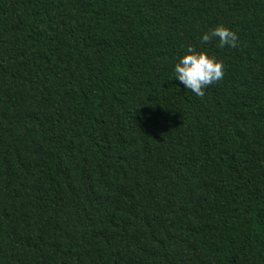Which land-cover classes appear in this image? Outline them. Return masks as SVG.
<instances>
[{
    "label": "trees",
    "instance_id": "16d2710c",
    "mask_svg": "<svg viewBox=\"0 0 264 264\" xmlns=\"http://www.w3.org/2000/svg\"><path fill=\"white\" fill-rule=\"evenodd\" d=\"M0 264H264V0H0Z\"/></svg>",
    "mask_w": 264,
    "mask_h": 264
},
{
    "label": "clouds",
    "instance_id": "9594fccd",
    "mask_svg": "<svg viewBox=\"0 0 264 264\" xmlns=\"http://www.w3.org/2000/svg\"><path fill=\"white\" fill-rule=\"evenodd\" d=\"M199 40L202 45L216 40L219 48H224L226 45L235 47L237 35L224 24H218L209 31L203 32ZM173 72L174 78L185 89L197 97H203L207 86L224 78V64L207 51H197L193 46H189L187 52L175 63Z\"/></svg>",
    "mask_w": 264,
    "mask_h": 264
}]
</instances>
